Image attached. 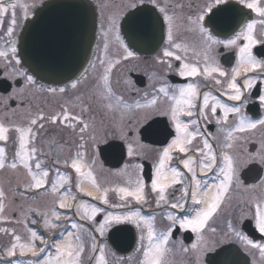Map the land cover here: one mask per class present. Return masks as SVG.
I'll return each mask as SVG.
<instances>
[{"label": "flooded vegetation", "instance_id": "af4514ba", "mask_svg": "<svg viewBox=\"0 0 264 264\" xmlns=\"http://www.w3.org/2000/svg\"><path fill=\"white\" fill-rule=\"evenodd\" d=\"M45 1L48 0H20L21 4L28 6L29 15L25 18L22 9L16 10L17 25L15 35L11 38L16 47L25 21L33 18L36 9ZM89 1L97 13L96 40L89 49L88 56L82 60L76 58V62H83V66L67 80L42 82L22 68L21 61L16 64L8 51L11 41L6 35V29L10 17L5 15L3 23L0 24V51L9 53L8 59L0 57V79L11 83L8 92H0L3 123L10 125L6 126L9 128V138L7 141H0V147L5 148L6 164H11L16 151L19 150L18 134L12 126H26L31 118L43 112L46 118L43 121L45 126L38 130L34 142L29 138L27 146H35L38 150L37 157L41 161V169H35V161H30L37 176L39 177L42 171L49 173L44 178V187L36 189L27 187L35 182L19 165L18 160L17 169L7 166L0 169V174L11 176L10 185H5L7 192L0 199L4 206L0 229H7L0 231V264H34L36 260L43 261L54 257L55 245L61 243L70 232L80 234L86 241V250L81 257L82 264H94L89 255H98L89 251V238L92 235L97 237L99 244L104 245L108 264H140L143 259L142 254L137 251L140 232L134 224L116 226L120 227L121 231H117L116 227L108 228L103 237L95 231L98 224L103 223L107 212L123 215L129 211H139L146 219L153 218L152 224L157 233H166L171 225L172 234L167 245L169 251L166 264H264V257L260 255L259 249L248 245L236 234L238 232L246 236L254 244L264 245V234L255 228L253 219L255 202L264 199V163L260 159L264 156V125L258 123L264 120V105H261L259 100V97L264 95V70L245 73L239 62V48L247 41L241 38L234 47L213 44L208 53L210 59L206 62V46L200 34L190 30L192 26L187 23L188 17L193 20L196 18L204 0H158L160 6H167L168 14L174 19L173 38L176 43L181 44V49L171 50L182 57V61H176L163 56L164 50L169 48L167 25L163 23V14L149 0H144L143 4H138L135 9L129 7L131 0ZM8 2L9 0H4V3ZM229 7V13L225 17L216 18L215 24L208 23L206 17L204 27L214 40L227 42L235 39L246 23L257 21L254 36L261 43L253 46L252 54L257 60L264 61V25L259 23L264 18L244 8L238 0H230ZM113 17H119V35L123 43L129 45L130 50L136 53L134 58L122 59L123 48L114 35L108 39V48L105 50L103 30L108 28V20ZM156 17L161 21L159 24L145 27L146 21ZM51 54L53 59H61L60 56V59L58 58V51L54 47ZM16 55L19 59L18 52ZM101 60L105 63L101 64ZM116 60H120V63L116 64ZM162 60L167 62L161 63ZM109 62L114 66L108 74L109 79L105 86L102 76ZM168 63H171V67ZM181 63L200 68L201 75L180 76L178 70ZM206 63L218 66L227 75L221 77L218 73H213L205 77L203 69ZM233 70L239 72L235 79L243 92L240 101L228 99V82L234 75ZM62 71L51 72L49 78ZM20 73L33 76L35 85L27 84L26 77ZM78 79L81 82L77 89H71L70 84ZM216 79H219L221 84L217 85ZM246 79L253 82L250 89L244 86ZM190 83L197 86L200 97L195 101L197 107L193 109L194 115H181L180 119L188 124L190 131H198V134L192 143L186 146L185 153H180L176 148L171 149V158L166 162L164 169L168 175H171V168L184 173L183 183L168 187L164 193L169 203L179 201L184 207L172 209L163 201L157 207L158 194L151 190V181L156 178V167L163 150L176 136L174 124L166 114L169 105L174 103L170 96L175 89L186 87ZM62 87L66 88L64 93L46 91L48 88ZM161 87L169 89V97L158 91ZM107 89H110V93ZM204 93H209L229 108H239L240 112H229L225 120L222 108H218L215 115H212L209 108L204 110L208 116L205 119L200 115ZM106 96L108 98H105ZM153 98L157 99L156 106L145 107ZM214 102L213 99L209 100L210 105ZM109 103L114 106L112 109L105 107ZM64 108L74 115H80L90 124L88 132L84 134L85 141L82 142L79 138V125L74 131L59 121L52 124L47 120L48 117L61 113ZM82 108L87 111L82 112ZM241 120L245 125L256 123L257 127L238 132L235 129L240 126ZM191 121L197 123L192 124ZM229 133L231 139L228 138ZM89 135L95 136L97 143L88 140ZM205 139L212 145V151L221 166L224 154L237 161L239 181H234L229 191L223 195L219 208L209 218L203 230V240L199 241L197 233L191 229H181L179 224L181 220L192 218L197 210L212 202L211 197L217 191L215 186L219 185L222 179L216 175L219 168L207 174L199 169L198 162L201 157L197 149L203 148ZM81 143H84L83 149L79 148ZM129 148L132 150L131 155ZM77 151L86 154L85 167L82 168L85 173L83 176L71 167V161L76 158ZM189 158L195 161L191 167L196 169V178L202 186L201 194L207 192L206 202L200 205L193 204L190 195L186 200L181 199L185 188L191 192L195 187L192 174L183 164V161ZM119 159H122L120 165L114 166ZM247 169H254L255 172L243 174ZM88 171L92 172L91 177L86 175ZM137 177L145 185L143 202L136 203L133 200L128 207L113 208L98 199L105 194L104 190L108 189L106 195L110 204L122 203L118 193L112 189L129 187L130 182L131 186H134ZM93 179L98 187L92 186ZM78 184L83 188V192L77 187ZM53 185L56 186L55 191ZM8 188L13 193L12 197H9ZM61 202H64L66 207H60ZM82 205L85 207H81ZM92 207L101 208L103 211L96 215L94 221L83 219V213L91 215ZM53 213H56L59 219ZM169 215L175 218L174 224L168 219ZM33 220L36 223H33ZM45 220L58 227L49 229ZM72 223L82 227L72 228ZM229 224L232 225L231 228ZM213 228L215 232L211 231ZM29 229L48 242L45 252L39 257H33L31 253L22 257L17 249L15 256H8L7 251L15 242L14 236L19 235L20 242L26 243L30 238ZM33 243L37 250L45 247L40 240ZM193 244H198L199 250L193 249Z\"/></svg>", "mask_w": 264, "mask_h": 264}, {"label": "snow or ice", "instance_id": "6c2138e0", "mask_svg": "<svg viewBox=\"0 0 264 264\" xmlns=\"http://www.w3.org/2000/svg\"><path fill=\"white\" fill-rule=\"evenodd\" d=\"M144 0H131L129 7L135 9L137 8L138 4H143ZM150 3L154 4L158 9L159 12L163 14V23L167 25V42L169 44V48L165 49L163 52V56L165 58H173L176 61H182L181 55H178L176 52L172 51L171 49H181V44L176 43L173 38V30L175 27L173 16L168 14L167 6H160L158 0H149ZM238 3L242 5L244 8H247L251 11H254L258 14V16L264 18V3L262 0H238ZM230 0H204L203 7L200 9L199 13L197 14L196 18L193 20L191 17L187 18V23L192 26L190 30L197 31L200 34V37L203 43L206 46L204 59L207 62L210 57L208 53L211 51L213 44H224L225 47H234L237 46V41L243 38L247 41L242 47L239 48V57H240V64L244 68L245 73L247 72H255L258 69L264 70V61L257 60V58L252 54V48L257 43H261V41L257 40L254 36V30L257 21H250L244 25L243 31L238 33L235 39H230L227 42L214 40L212 35L207 31L204 27V21L207 17V22L215 24L216 18L218 17H225L230 11ZM20 8L23 10L24 17L27 18L29 15L28 6L26 4H21L20 0H9L8 3H4V0H0V24L3 23V17L8 15L9 25L6 29V35L10 38L11 46V59L15 60L16 64H20V60L17 58V48L15 46V41L11 40V38L15 35V28L17 25V12L16 10ZM118 19L119 17H113L108 20V28L103 30V36L105 39L104 48L107 50L108 48V39L111 36H115V40L119 42L123 48V56L122 59L128 60L130 58H134L136 53L130 50V46L123 43L121 37L119 35V26H118ZM161 21L159 17L155 19H149L145 23V27H154L155 25L159 24ZM261 25H264V19L259 21ZM0 57H4L5 59L9 58V53L7 51H0ZM167 61L162 60L161 63H165ZM101 64H104L105 61L101 60ZM116 64L120 63V60L115 61ZM114 65L109 62L108 66L105 68V72L102 76L103 81L105 82V86L107 85L109 79V73L111 68ZM168 66L171 67V63H168ZM234 71V75L232 79L228 82V89L230 92L228 94L229 100L240 101L243 95L242 89L236 83V75H239V72L236 70ZM213 73H218L219 76L223 77L227 74L221 70L218 66H211L206 63V66L203 69V75L205 77L211 76ZM26 77V83L29 85H35L36 81L33 79V76L27 75L26 73H20ZM178 74L184 77H195L201 75V69L190 65L188 63H181L179 65ZM80 80H76L70 84L71 89H77L78 85L80 84ZM217 85L221 84L219 79L215 80ZM246 88H251L253 86V82L250 79L245 80ZM46 91L51 93H56L57 91L60 93H64L66 88H48ZM110 93V89H107ZM160 93H163L165 97H169V89L167 87H161L158 90ZM200 97V93L198 92L197 86L195 84H188L186 87H181L179 89H175L170 99L174 101L173 104L169 105V110L166 113L170 116L174 127H175V139L172 140V143L163 150L162 156L159 160V164L156 167V178L152 179L151 181V190L158 194L156 199L157 207L160 206L161 202L163 201L172 209L183 208L184 204L180 203L179 201L174 203H169L166 200L164 195L165 190L168 187H171L176 184H182L184 179V173L178 171L176 168H171L170 173L168 175L164 172L166 162L171 158V149L176 148L180 153H185L187 151V145L191 144L192 141L196 138L197 132H192L189 130L188 124H185L181 121V115H187L189 117L194 115L193 109L197 107L195 101ZM105 98H108L107 96ZM213 99L215 102L211 105L209 104V100ZM261 105H264V95L259 97ZM157 104V99L153 98L148 105L145 107H155ZM105 107L112 109L114 106L112 104H107ZM212 115L217 113L218 108H222L225 113V120L227 119L228 113H239V108H229L225 104H221L219 100H216L214 97H211L209 93L203 94V106L200 109V115L203 116L205 119L208 118L207 112L204 111L205 109H209ZM81 111H87V109L82 108ZM147 115L145 119H147ZM45 115L43 112L38 113L36 116L31 118L26 126L24 125H13V129L16 134H18V141H19V150L15 153V158L11 164H6V153L5 148L0 147V169H4L6 166L10 167L11 169H17L18 163L22 166L27 173L31 176V179L35 182L34 184H30L28 188H42L45 184V179L49 173L48 171H42V174L38 177L37 174L33 171V164L30 161H35L34 168L37 170L41 169V161L37 157V148L35 146L28 147L29 138L31 141H35L36 136L38 134L39 129L44 128ZM47 120L52 123L56 124L58 121L61 124H64L67 127H71L74 131L79 125V138L83 142L86 140L85 133L88 132L90 128V124L85 122L80 115H74L67 108H64L61 113L48 117ZM220 121L218 120L217 123ZM192 124H196V121H191ZM260 125H264V120L258 121ZM151 127V125H149ZM257 127L256 123H248L247 125L244 124V121L241 120L240 126L237 127L235 130L238 132H244L247 129H255ZM8 132L9 128L5 127V125L0 122V141H7L8 140ZM229 139L232 138L231 133H229ZM88 140H91L93 143H97L96 137L89 135L87 137ZM231 147V145H227ZM80 149L84 148V143L79 145ZM206 150V151H205ZM198 153L200 154V160L198 162V166L200 171L207 173L213 172L216 168H219V171L216 173L217 177H222L220 180L219 185H216V193L214 196L211 197L212 202L208 203L207 206L203 209L197 210L195 216L190 219H183L180 221L179 227L181 229H191L192 232L197 233V239L199 241L203 240V230L209 220V218L213 215L214 212L219 208L221 199L225 193H227L230 187L233 185L234 181H239L238 176V167L237 161L230 155L224 154L222 158V165L218 163L216 154L212 151V145L209 143L207 139L203 141V148L197 149ZM132 154L131 148H129V155ZM85 153L81 151H77L76 158L72 159L71 167L75 170V172L81 176L85 175L82 172V168L85 167L84 157ZM261 162L264 163V156H261ZM58 162V161H57ZM67 164L68 162L65 161ZM195 163V161L189 159H185L183 161L184 167L187 169L189 173L192 174L191 178L195 182V187L189 192V189L185 188L182 193L181 199H187L190 195L192 203L195 205H200L206 202L207 192L203 195L201 194V183L196 178V169L191 167V165ZM90 168V165H88ZM139 167V166H138ZM88 177L92 176V172L88 171L86 173ZM93 187H98L93 179L91 181ZM77 187L80 188V191L83 192V188L78 184ZM207 188V185L204 186ZM144 188L145 185L143 181L137 177L135 180L134 186L129 187H118L112 189L119 195V199L122 203L118 204H110L107 198V191L105 189V194L99 197L101 203L105 205H109L113 208H123L128 207L132 201L134 200L136 203H141L145 200L144 196ZM56 190V186L53 185V191ZM5 193L2 188H0V199L4 197ZM86 195L91 196V193H86ZM93 199H97V197H93ZM3 204L0 203V212L3 211ZM60 207H66L64 202H61ZM81 207H85L82 205ZM103 209L98 207H92L91 215L87 213L82 214L83 219L88 220H95V217L98 213L102 212ZM54 216L59 219V216L56 213H53ZM153 218H145L140 215L139 211H129L126 214L118 215L112 212H107L104 216L103 223H99L98 226L95 228V231L99 233L101 237L105 235V232L108 228L120 226V225H127V224H134L137 229H139V248L137 249L143 256V259L140 261V264H166V257L168 254V242L169 238L172 234L171 232V225H169V229L166 233L161 232L157 233L152 224ZM169 220L176 222L175 218L171 215L168 217ZM253 219L255 220V228L261 233L264 234V199L257 200L255 202V212L253 214ZM33 223H36L33 220ZM45 224L49 229L58 227V225L51 224L47 220H45ZM72 228H79L82 227L81 225H77L76 223H72ZM231 228L232 225L229 224ZM117 231H121L120 227H116ZM234 230V229H233ZM0 231H7V229H0ZM30 231V238L26 243H21V237L19 235L14 236L15 242L11 244V247L8 249L7 254L8 256H15L17 249H19L20 256H27L29 253L33 257H39L42 253L45 252V248L48 245V242L43 240L40 236L37 235L35 231ZM215 232L213 228L211 230ZM235 231V230H234ZM241 240L245 241L248 245H251L253 248L259 249L260 255L264 257V245L261 244H254L252 240L248 239L246 236H243L240 233H236ZM40 240L45 247H41L37 250L33 241ZM90 248L89 251L92 254L98 253V255H89V259L94 261V264H108L106 260L105 254V247L103 244H99L97 242V237L92 235L90 238ZM147 241V243H145ZM85 244L86 241L82 238V236L75 232H70L64 238L61 243H57L55 245L56 253L54 257H49L43 261L36 260L34 264H82L81 257L85 253ZM193 249L199 250L198 244L192 245ZM187 251V249H185Z\"/></svg>", "mask_w": 264, "mask_h": 264}, {"label": "water", "instance_id": "95a60500", "mask_svg": "<svg viewBox=\"0 0 264 264\" xmlns=\"http://www.w3.org/2000/svg\"><path fill=\"white\" fill-rule=\"evenodd\" d=\"M96 8L89 0H48L27 19L18 36L20 66L42 82L72 78L83 66L76 62L88 56L96 40ZM58 51L53 59L51 49ZM69 69V70H68ZM64 70V71H62ZM62 71L52 75L51 72ZM11 83L0 79V92L9 91ZM122 159L114 166H119ZM247 169L243 174L254 173Z\"/></svg>", "mask_w": 264, "mask_h": 264}, {"label": "rangeland", "instance_id": "374dc122", "mask_svg": "<svg viewBox=\"0 0 264 264\" xmlns=\"http://www.w3.org/2000/svg\"><path fill=\"white\" fill-rule=\"evenodd\" d=\"M8 51L10 52V48L8 49ZM0 122H4L3 121V115L0 113ZM11 123H13V122H11ZM4 124V123H3ZM6 126H10V125H8V124H6L5 125V127ZM264 134V133H263ZM10 178H11V176H9V175H2V174H0V188H2L3 189V191H4V193H6L7 191H6V187H5V185H10V182L11 181H9L10 180ZM8 192H10V188H8ZM12 192H10L9 193V197H12ZM2 202V201H1ZM0 202V203H1ZM3 204V203H2ZM8 205H10V203L8 204ZM1 218H3L2 217V214H1V212H0V220H1Z\"/></svg>", "mask_w": 264, "mask_h": 264}]
</instances>
